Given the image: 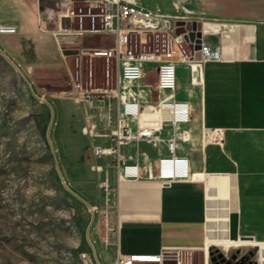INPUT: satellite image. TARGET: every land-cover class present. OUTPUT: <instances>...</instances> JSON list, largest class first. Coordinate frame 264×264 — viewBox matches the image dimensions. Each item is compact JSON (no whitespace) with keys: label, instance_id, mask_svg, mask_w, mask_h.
<instances>
[{"label":"crops","instance_id":"crops-1","mask_svg":"<svg viewBox=\"0 0 264 264\" xmlns=\"http://www.w3.org/2000/svg\"><path fill=\"white\" fill-rule=\"evenodd\" d=\"M34 1L31 9L27 0H0V9L8 10L2 21L17 27L16 33L0 35V45L19 62L30 58L35 62L41 56L53 63L58 49L63 54L53 30L58 26V14L71 0ZM172 3L173 0L165 12L175 11ZM187 3L205 9L210 19L236 25L225 39L233 44L238 59L207 62L203 83L196 85L191 84L188 71L181 66L179 79L183 80L177 97L191 102V119L175 128L166 124L159 140H139L122 146L126 163L138 165L137 177L118 175L119 167L111 156L119 176L114 211L116 238L115 251L103 244L97 248L105 262H112L117 252L160 255L186 250H201L204 258L206 251L209 259V249L215 245L205 250L209 240L231 242L244 237L264 240V0H187ZM220 37L214 34L206 40L216 45ZM44 39L55 52H46ZM29 46L33 48L31 52L26 51ZM65 62L68 63L67 58ZM206 65L210 67L207 69ZM215 67L223 70L222 78L214 76ZM71 97L56 100L74 101L67 129L69 134L84 138L73 152H67V157H74L71 159L74 161L84 154L89 141L84 133L88 121L99 127L92 143L113 145L110 130L116 120L112 125L106 124L103 116L107 102L110 107L117 104L99 100L104 104L92 106L89 100ZM112 112L117 117V106ZM206 128L223 129L222 146L208 141L204 136ZM173 136L177 137V155L189 158V175L163 184L157 177L158 162L169 154L168 139ZM98 158L103 163L110 160L107 156ZM105 175L114 182L112 171ZM234 247L239 245L221 248ZM104 249L109 253L106 256Z\"/></svg>","mask_w":264,"mask_h":264},{"label":"rangeland","instance_id":"rangeland-1","mask_svg":"<svg viewBox=\"0 0 264 264\" xmlns=\"http://www.w3.org/2000/svg\"><path fill=\"white\" fill-rule=\"evenodd\" d=\"M27 2L33 9L35 1ZM139 3L154 10L160 4L164 11L171 6V0ZM7 11L0 9V24H4ZM1 34L6 33L0 30ZM112 39L109 34H87L82 38L85 46L108 45ZM43 42L46 52L54 51L48 40ZM26 48L28 52L33 49ZM57 55L53 63L41 56L35 62L31 58L19 62L0 45V264H82V251L94 250L99 257L100 244L115 251L117 169L110 155L97 154L98 147L110 146L92 143L99 127L89 121L84 130L89 140L84 154L74 161V157H67V152H73L84 138L70 135L67 129L74 101L56 100L71 97L68 91L72 82L65 60L73 65L74 57L65 58L59 49ZM96 61L98 68L99 60ZM213 72L217 79L225 75L216 67ZM182 80L179 79L178 91ZM146 82H153V78ZM148 98L157 99V92L153 89ZM87 102L92 106L104 104L96 99ZM116 106L110 107L107 102L103 116L106 124L115 122L112 111ZM100 156L110 160L100 162ZM111 171L114 182L105 175ZM103 252L105 256L109 254L105 249ZM182 257L183 264H204L201 250H186Z\"/></svg>","mask_w":264,"mask_h":264},{"label":"built area","instance_id":"built-area-1","mask_svg":"<svg viewBox=\"0 0 264 264\" xmlns=\"http://www.w3.org/2000/svg\"><path fill=\"white\" fill-rule=\"evenodd\" d=\"M173 13L148 9L137 0H71L58 14V26L53 30L64 57H74L73 65L66 63L72 82L68 94L82 100H107L117 104L115 126L110 130L114 143L98 147L96 152L110 155L119 167V175L138 176V165L126 163L122 146L139 140H159L166 124L175 128L190 121L192 104L178 99L181 66L188 71L190 82L203 83L204 65L210 61L236 60L233 44L225 35L236 28L233 22L208 18L207 11L187 3L173 0ZM65 19H68L65 23ZM178 21H195L198 28L176 33ZM4 33H15L17 27L0 24ZM194 32L192 40L190 33ZM87 34H109L108 45L83 44ZM218 34L214 45L207 36ZM77 36L75 41L72 37ZM67 50L75 51L66 54ZM99 66L97 68V62ZM154 64L155 68H149ZM153 82H146L147 79ZM157 99H149L152 90ZM204 136L209 142L223 145L222 128H206ZM177 137L168 139L169 154L158 162L157 177L170 184L189 175V158L176 153ZM184 251H166L160 255L122 254L117 252L112 262L102 261L94 250L82 251V264H183Z\"/></svg>","mask_w":264,"mask_h":264},{"label":"flooded vegetation","instance_id":"flooded-vegetation-1","mask_svg":"<svg viewBox=\"0 0 264 264\" xmlns=\"http://www.w3.org/2000/svg\"><path fill=\"white\" fill-rule=\"evenodd\" d=\"M258 255L256 245H252L245 250L235 248L228 252H224L221 248L214 245L211 248L209 260L211 258L210 264H256Z\"/></svg>","mask_w":264,"mask_h":264},{"label":"bare ground","instance_id":"bare-ground-1","mask_svg":"<svg viewBox=\"0 0 264 264\" xmlns=\"http://www.w3.org/2000/svg\"><path fill=\"white\" fill-rule=\"evenodd\" d=\"M212 244H215V245H218V246H221V247H228V246H231V245H239V246L256 245L259 248V250H258L259 263L260 264H264V240L254 241V239H252V238H242V240L231 241V242L230 241H224V240H209V241L206 242L205 250L208 247H210ZM204 261H205L204 264H210L206 251H205Z\"/></svg>","mask_w":264,"mask_h":264},{"label":"water","instance_id":"water-1","mask_svg":"<svg viewBox=\"0 0 264 264\" xmlns=\"http://www.w3.org/2000/svg\"><path fill=\"white\" fill-rule=\"evenodd\" d=\"M65 21V23L67 22V24H68V19H65L64 20ZM177 25L179 26L177 29H176V33L177 34H181L182 32H180V30L179 29H181V30H183L184 31V29H185V27H183L184 25H186V28L187 29H192V28H196V26L199 28L200 27V24L199 23H196L195 21H188V22H184V21H178L177 22ZM194 36H195V34H194V32L192 31L191 33H190V37H191V39L193 40L194 39ZM75 51H73V50H67L65 53L66 54H73ZM244 238H249V237H244ZM250 238H252V237H250ZM252 239H254V238H252ZM213 247V246H212ZM211 247V248H212ZM211 248H210V250H209V252H208V254L210 255L211 254ZM210 261H211V258H210Z\"/></svg>","mask_w":264,"mask_h":264}]
</instances>
